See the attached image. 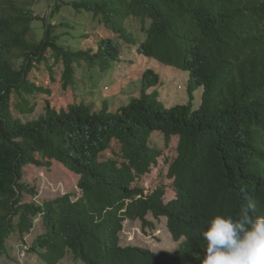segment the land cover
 Here are the masks:
<instances>
[{"label":"trees","instance_id":"16d2710c","mask_svg":"<svg viewBox=\"0 0 264 264\" xmlns=\"http://www.w3.org/2000/svg\"><path fill=\"white\" fill-rule=\"evenodd\" d=\"M69 3L122 37L128 34L137 39L136 33H142L138 52L149 57L152 66L143 76L146 86L141 98L117 112L109 111L107 103L100 109L93 107L95 101L87 98L60 108L46 100L37 117L23 120L34 112L37 94H51L50 88L28 77L35 63L46 60L49 49L65 63L67 88L77 83L75 63L80 67L82 61L88 66L99 62L102 69H111L120 46L112 38L100 39L98 51L61 44L62 35L73 38L76 23L65 22L68 30L54 35L52 20L62 8L59 0L44 19L45 36L40 41L29 38L32 19L21 16H29L27 1L9 0L7 6L0 2V208L4 220L0 247L15 228L23 237L35 219L42 218L47 231L36 238L32 250L48 264H58L69 252L87 264H131L137 255L140 264H154L142 248L117 245L126 217L140 218L147 225L146 216L152 211L156 217L170 218L177 237L186 235L176 264H196L204 252L200 233L213 215L235 217L242 208L253 216L264 215V66L242 67L249 45L264 34V27L256 30L264 23V0ZM229 56L235 74L218 76L216 68H227ZM152 58L199 75L195 85L203 92L196 109L191 103L164 108L159 90L170 76ZM148 89L153 90L147 93ZM149 128H162L169 136L180 134V155L171 168L177 176L175 201L165 203V192L158 189L145 197L142 188L133 186L136 175L150 169L156 156L162 155L160 149L147 145L145 137H137ZM113 135L122 140L121 164L112 158L100 160ZM53 159L80 174L81 195L73 198L67 193L43 203H23V166H50ZM222 183L237 190L231 204L224 205L225 197H217Z\"/></svg>","mask_w":264,"mask_h":264},{"label":"clouds","instance_id":"9594fccd","mask_svg":"<svg viewBox=\"0 0 264 264\" xmlns=\"http://www.w3.org/2000/svg\"><path fill=\"white\" fill-rule=\"evenodd\" d=\"M54 7H55V4L53 5V8ZM53 8H51V11ZM23 19L28 20V18H23ZM262 27H264V23L261 24L260 26H257L256 30L258 31ZM122 38L125 40L126 44L132 45L134 49L137 47L136 49L138 52V48L141 45V41L135 40L133 36L128 35V34H126V36ZM116 43L120 46V44L117 41ZM119 48H120V55H121V46ZM98 50H99V45H98ZM139 54L144 55L143 53H139ZM120 55L117 61H115L113 68H115L117 63L120 61ZM246 57H247V61L243 64L242 67L254 69V68H257L258 66H264V34L258 36L256 39L252 41V43L249 45L248 53ZM225 60L227 63V68L222 67V65H218V67L216 68V74L218 76H225V77L234 75L236 71L232 70V68H235L234 62L232 60V56L226 57ZM97 63L100 64L99 62ZM163 64H166V63H163ZM169 66H172V65H169ZM113 68L102 69L101 67V69L106 72H111ZM177 68L178 67H175V66L162 67V71L164 73L175 71L177 72V75H180L181 79H183L182 81L184 85L187 86L186 93L189 96V100L186 102H177L175 104H173V102H170L168 105L166 104L165 100L162 97V91L158 89L160 91L159 101L162 103L164 108H167V109H170V108H173L179 105L187 104V103H191L193 109H196L201 104V98H202V92H203V88L197 87L195 85V81L198 80L199 75L195 74L192 70L187 69L185 67L178 68V69H182L186 72H182L178 70ZM145 71H143L141 77L138 78V82L136 83V85H138L140 89L139 93L129 92L126 96H123V94H120L118 96L115 95L113 97V99H117V98L121 100L127 99V102H124L120 107L116 108L113 104H111L112 100L104 101V105L106 106V103H107L109 111L117 112L122 106L129 105L133 99L141 98L142 91L146 86L143 83V76L145 74ZM189 76L193 80V84L196 88L194 93L188 92ZM106 84H109V83L106 82ZM203 85L205 84L203 83ZM151 90L148 89L147 93H150ZM197 90L201 91L199 95L196 94ZM195 96H197L198 99H194ZM196 101H197V104H196ZM91 106L96 107L95 102L91 103ZM153 133L163 135L162 142L164 146H161L152 141L151 136ZM167 133L168 132L162 128H149V129H144L137 135V137H140L141 135L145 137V141L147 145L154 149H157V148L160 149L162 151V155L156 156L157 161L156 162L154 161L152 163V165L150 166V169H148L144 173L137 174L135 181L133 182V186L140 187L143 189V195L145 197L149 196L157 189L165 192L163 196L165 203H168L172 200L175 201L178 199V196H179L178 188L176 185L177 176L171 174V168L180 155L179 146L181 143L180 142L181 137L179 133H172L170 136ZM167 138L169 139L167 140ZM113 140H117L118 142L119 151L115 153L117 154V161L119 162V164H121L124 161V158L122 156V149H121L122 140L119 137V135H113L108 140L106 149L100 153V160L110 159V158H105L104 153L108 149L111 148ZM165 146L166 147L171 146L175 148L176 154L173 159L165 157L164 160H161L162 157H164V147ZM112 159H116V158H112ZM56 161L58 160L53 159L52 163ZM161 163H163L164 165L163 168L161 166ZM28 164L37 166L32 163H28ZM28 164L23 166V177L20 181L26 185L25 193H28V192L33 193L30 186L27 183H25L23 180L24 179V169ZM38 167H49V166H38ZM64 167L67 170H69L65 165ZM69 171L74 174H77L80 179V174L74 171H71V170ZM148 175L150 177L153 175L154 180H152L151 178H147ZM161 177L164 178L163 182L160 181ZM78 183H79V180L77 182V188L79 191H75L73 193L66 192L63 195L70 193L73 195V198L80 196L81 190L78 186ZM13 186H15V183L13 184ZM25 193H24V199H25ZM236 193H237L236 188L230 186L228 183H222L218 186L217 197L224 196L226 200L224 205H227V204H231L232 202H234ZM63 195H59L55 198H58ZM32 196H35V195H32ZM139 196H142V195H139ZM55 198H51V199H55ZM24 199H22L23 203L32 202V201H35L37 203H43L45 201V200L40 201L38 196L35 197L34 200H30V201L24 200ZM146 218L150 222L147 225H144L142 219L140 218L131 219L129 217H126L123 220L124 226L119 234L120 240L117 244L118 247L132 246L135 249L142 248L153 258L154 264H163V261H164V264H176L177 260L182 256L181 253L184 248V242L186 240V235L183 234L180 237H177L170 227V223H169L170 218L165 214H161L158 217H156L152 211H149ZM38 219L40 221H39V224L37 225L36 221ZM41 220L42 218H36L34 227L31 229V231L26 232L23 237L20 236L19 230L15 228V230L12 233H10L8 237L5 238L4 246L0 247V264H48L47 261L43 259L37 251L32 250V247L34 245V241L36 240V238L39 235L45 234L47 231L46 226L44 225L43 222H41ZM3 221H4L3 213L0 208V224ZM18 221H19L18 216L14 217L13 224L16 225ZM137 221H139L138 225L142 227V231L144 233H142L141 229L139 228H137V230L133 232L131 231L126 232L127 224L131 222H137ZM137 232L139 234H142V236H144V238L148 240L150 244L154 245L157 242H161V243H164L165 246H167V249L158 251L153 247H148V246L144 247L143 242L137 243L135 240ZM0 233H1V229H0ZM16 233L18 234V237H20L21 242L18 243V245H14L12 248V244L9 245L7 240L10 237H15L14 235ZM126 234L128 235L127 237H126ZM200 235L204 241V252L200 256V259L198 260L196 264H264V215L253 216L247 208H242L240 210L239 215L235 217H233L232 215H227V214H215L207 220L206 227L201 231ZM124 237L127 239L125 240V243L127 242L126 244H122V239ZM7 247L12 248V250L11 251L10 249L8 250ZM58 264H87V263L85 262L84 259L76 258L72 253L69 252L66 254V256L63 259H61V261ZM131 264H140L138 255L136 256L135 259L131 261Z\"/></svg>","mask_w":264,"mask_h":264},{"label":"rangeland","instance_id":"374dc122","mask_svg":"<svg viewBox=\"0 0 264 264\" xmlns=\"http://www.w3.org/2000/svg\"><path fill=\"white\" fill-rule=\"evenodd\" d=\"M22 2L25 0H17ZM28 6L25 11L29 12V16L25 14L21 15L23 18L32 19L30 22V36L29 38H34L40 41L45 36V21L48 13L53 8L56 0H26ZM58 1V0H57ZM62 4L61 10L56 13L57 18L52 20V25L54 28V35H62L63 32L67 31L68 28L65 22H69L70 26L76 23V28L72 31L73 38L68 39L65 35H62L60 43L67 45L71 49H93L98 50V41L102 38H112L117 41L121 46L120 61L117 63L115 68L111 72H106L101 69V65L96 63L94 65L88 66L89 63L82 61L80 67L75 63L76 68L75 77L77 78V83L75 86L70 84L67 88L64 86L65 83V63L62 60H56L52 54V50L49 49L46 52V60L42 62L35 63L31 72L29 73V78L35 81L39 85H43L46 88L51 89V94L39 93L35 97L37 106L34 112L30 115L23 116V120L32 119L37 117L44 109L46 100L51 101L53 106L57 108L67 107L70 103H75L83 98L91 99L95 101V106L101 108L104 105V101L112 100L116 108L120 107L127 99H113L115 95L123 94L126 96L129 92L139 93L140 89L136 83L138 78L141 77L143 71L152 66V62L149 57L141 55L137 52V47L134 49L132 45L125 43V40L115 33L113 30L108 29L103 24L98 23L92 17V14L86 13L84 11H77L69 2L71 0H59ZM4 3L3 6L9 4V0H0ZM1 5V4H0ZM6 8V7H5ZM8 11V9L6 8ZM129 30L132 27V22L128 21ZM137 39H141L143 34L140 32L136 33ZM134 38V37H133ZM135 38V40H137ZM153 59V58H152ZM155 60V59H153ZM22 59L17 63L21 64ZM161 67H173L163 64L155 60ZM178 69V68H177ZM182 72H186L182 69H178ZM170 77L162 82L161 91L162 97L166 104L169 105L170 102L173 104L177 102H186L189 100V96L186 93L187 86L184 85L183 79L177 72L170 71L165 72ZM111 77H110V76ZM114 79H113V78ZM108 78V79H106ZM109 83V84H106ZM189 93H194L195 86L193 80L189 76L188 81ZM201 93L197 90V95ZM98 101V102H96ZM197 104V101H196ZM13 113L16 116H20L18 111L13 108ZM153 142L164 146L163 135L153 133L151 136ZM119 151V145L117 140L112 141L111 148L104 153L105 158H116L117 154L115 152ZM174 147H164V158L173 159L175 156ZM120 159V157H119ZM163 168V163H161ZM147 178L154 180V176L148 175ZM24 182L27 183L32 189L33 193H25L24 200H34L38 196L40 201H44L47 198H55L59 195H63L66 192L73 193L79 191L77 188V182L79 176L67 170L61 162H53L49 167H38L28 164L24 169ZM163 182L164 178H160ZM35 195V196H32ZM168 199V197H167ZM39 219L36 224H39ZM41 222H43L41 220ZM138 222H131L126 226V232H133L137 228L142 227L138 225ZM142 233H144L142 231ZM15 237H10L7 241L8 244L18 245L20 243V237L16 233ZM128 235L126 234V237ZM125 237L122 239V244H126ZM136 242H143L144 247H153L158 251L167 249L164 243L157 242L154 245L150 244L148 240L142 236V234L136 233ZM12 248L7 247L10 251Z\"/></svg>","mask_w":264,"mask_h":264}]
</instances>
